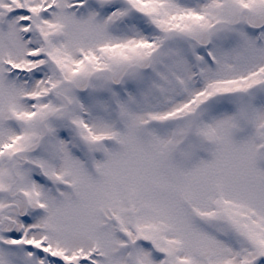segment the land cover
Instances as JSON below:
<instances>
[{"label":"snow or ice","instance_id":"snow-or-ice-1","mask_svg":"<svg viewBox=\"0 0 264 264\" xmlns=\"http://www.w3.org/2000/svg\"><path fill=\"white\" fill-rule=\"evenodd\" d=\"M0 264H264V0H0Z\"/></svg>","mask_w":264,"mask_h":264}]
</instances>
